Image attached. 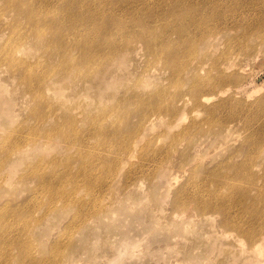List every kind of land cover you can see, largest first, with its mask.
Returning a JSON list of instances; mask_svg holds the SVG:
<instances>
[{
    "label": "rangeland",
    "instance_id": "1",
    "mask_svg": "<svg viewBox=\"0 0 264 264\" xmlns=\"http://www.w3.org/2000/svg\"><path fill=\"white\" fill-rule=\"evenodd\" d=\"M42 1L0 0V264H264V0Z\"/></svg>",
    "mask_w": 264,
    "mask_h": 264
},
{
    "label": "bare ground",
    "instance_id": "2",
    "mask_svg": "<svg viewBox=\"0 0 264 264\" xmlns=\"http://www.w3.org/2000/svg\"><path fill=\"white\" fill-rule=\"evenodd\" d=\"M5 1L8 3V7H9V0H5ZM163 1L171 2V1H174V0H163ZM39 2H43V1L39 0ZM184 2L185 3H190L189 0H184ZM184 2H182L181 5H184L185 4ZM65 3H66L65 8H64L65 12H63V13L67 14V15H70L73 19H75V15L76 16H81L82 15L81 10H79V9L81 7H83V5H85L87 3H90L91 6H95L96 8L99 5L98 0H77V1L67 0V2H65ZM35 5L36 4H34V3L31 4V6H35ZM263 5H264V2H263ZM175 7L179 11L182 10V8L180 6H178V7L175 6ZM86 11H87L89 17L80 18V19L83 20L82 24L85 21V22L88 23L89 27L95 28L97 23L96 22L93 23V17H99L100 13H101V10L97 9L96 12H91L88 9H86L85 12ZM69 12L72 13L73 15L70 14ZM213 12L218 13L217 10H213ZM262 18L264 20V12H263ZM196 19H197L196 18V13L194 11H192V10H189V14L183 20L181 19V22H184L185 25L188 27V25H196ZM64 21H65V18L52 20V25L55 28L60 29L58 26H59V24L64 23ZM154 23H156V22L154 21ZM47 25L49 26V23H47ZM223 27H225V29H228V30H241V36L242 35L248 36L250 34H252V36H254V34L251 33L253 30L249 26L244 24V22L239 23L238 27H236L235 25L228 26V25H226L224 23V25L221 24L217 29H222ZM217 29H216L215 34L220 32ZM255 32H257V36H260L261 40L259 42V49L262 51V50H264V25L257 26ZM209 34L210 35L214 34V32L209 33ZM193 35L194 34H191V33H189L187 35H184L183 37L187 36L185 38V43L184 42L181 43V39L177 38V40L174 41L177 45L170 51V54L165 52L166 57L168 59H172L167 64L169 65L170 71L173 72L174 74L180 72L184 68V66L186 65V63H187L186 51H188V52L190 51L191 52L196 47V35L195 36H193ZM236 43H238L237 42V37L233 38L232 40L229 41V43H228L229 47L227 48L228 52L233 49L231 47V44L235 45ZM183 44L187 47V49L183 48ZM176 54H177V57H176ZM231 54L232 53H230V55ZM230 55L225 54L224 55V59L225 60H229L230 59ZM232 55H234V54H232ZM180 57L184 61V63L181 62L182 60H179ZM235 57L236 56L234 55V59L232 60L230 66H233L234 64H237L235 62H238V61H236ZM238 64H242V63H238ZM243 81H244V79L240 75L233 74V73H227V72H225L223 70H220L218 75L215 78L213 76H211V78L209 79L208 83H210V86L212 88L213 87H215V88H217V87L223 88L221 90V91H223V90H228L227 88H229L230 86H232L234 84L238 85L240 83H243ZM215 91L220 92L218 89L215 90ZM203 97L206 98L207 100L210 99L209 97H205V95ZM127 114H129V113L126 111L125 115H127ZM100 126H101V124L99 125V129H100ZM116 133H117L116 137H120L123 132H122V130H117ZM110 185H111V183L109 184V186ZM257 236H258L259 240L261 241V243L263 244V249H264V236L262 234L261 235H257ZM247 247L250 248V246H247ZM263 249H261L262 252H264Z\"/></svg>",
    "mask_w": 264,
    "mask_h": 264
}]
</instances>
